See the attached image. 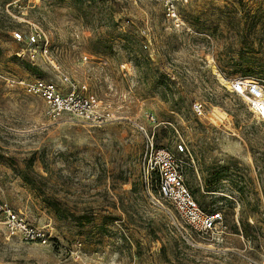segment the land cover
I'll list each match as a JSON object with an SVG mask.
<instances>
[{"label": "rangeland", "instance_id": "1", "mask_svg": "<svg viewBox=\"0 0 264 264\" xmlns=\"http://www.w3.org/2000/svg\"><path fill=\"white\" fill-rule=\"evenodd\" d=\"M182 15L177 29L158 0H0V204L50 235H11L0 210V264H264V122L219 76L264 80V0H191ZM34 26L51 46L32 62L13 31ZM64 75L116 119L49 118L6 81L67 88ZM158 149L219 231L162 197Z\"/></svg>", "mask_w": 264, "mask_h": 264}, {"label": "built area", "instance_id": "2", "mask_svg": "<svg viewBox=\"0 0 264 264\" xmlns=\"http://www.w3.org/2000/svg\"><path fill=\"white\" fill-rule=\"evenodd\" d=\"M163 8L165 18L171 26L180 29L185 26L182 8L191 0H158ZM13 37L16 41L27 43L30 51L31 61L37 58V52L48 56L50 52V40L45 31L39 27H31L27 33L15 30ZM88 56H84L86 60ZM9 85L15 87L20 85L26 93L37 95L44 100L45 114L49 118L57 119L64 115L74 116L91 126L101 127L116 119L115 112L106 109L94 93H88L87 86L72 82L69 76L64 75L63 81L68 84L63 88L58 84L42 78L32 81L7 78ZM231 92L241 96L246 101L250 111L264 122V80L251 78H237L231 81L229 86ZM195 110L203 113L201 106L195 105ZM179 150L184 146L179 144ZM155 164H159L163 171L160 193L162 197L170 199L175 208L186 218L189 227L199 233H216L222 225L223 216L221 212H206L203 210L191 192L184 184V178L174 166L175 160L165 149L155 152ZM154 169V166H152ZM0 210L5 216V223L11 235H19L27 241H39L48 243L49 234L42 226L30 225L25 218L16 214L7 204H0ZM81 247L82 243H78ZM81 255L85 256L84 253ZM81 255H77L81 257Z\"/></svg>", "mask_w": 264, "mask_h": 264}, {"label": "bare ground", "instance_id": "3", "mask_svg": "<svg viewBox=\"0 0 264 264\" xmlns=\"http://www.w3.org/2000/svg\"><path fill=\"white\" fill-rule=\"evenodd\" d=\"M219 76H220L221 80L224 81L225 83H227V84L231 83L230 81H227L222 75L219 74Z\"/></svg>", "mask_w": 264, "mask_h": 264}]
</instances>
